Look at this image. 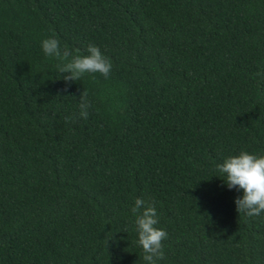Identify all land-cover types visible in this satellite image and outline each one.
<instances>
[{"label":"trees","instance_id":"trees-1","mask_svg":"<svg viewBox=\"0 0 264 264\" xmlns=\"http://www.w3.org/2000/svg\"><path fill=\"white\" fill-rule=\"evenodd\" d=\"M48 37L110 75L66 83ZM241 150L264 155V0H0V264H146L136 198L157 264H264V213L215 176Z\"/></svg>","mask_w":264,"mask_h":264},{"label":"clouds","instance_id":"clouds-1","mask_svg":"<svg viewBox=\"0 0 264 264\" xmlns=\"http://www.w3.org/2000/svg\"><path fill=\"white\" fill-rule=\"evenodd\" d=\"M41 48L46 57L58 61L56 67L60 74L67 73L62 77L66 83L79 81L86 73H99L104 78H108L111 73L110 59L94 44H88L87 54L81 55L79 49L75 53L67 46L61 49L58 39L48 37L41 41ZM90 108L88 92L83 90L79 95V111L65 116V122L74 123L76 119H87ZM216 171L220 175L215 176L222 178L228 189L242 191V195L234 200L238 214L257 217L264 213V155L241 150L216 164ZM130 212L135 217L138 234L136 243L142 249L143 260L146 264H157L165 258L163 241L168 238V233L157 227L159 217L155 201L136 198Z\"/></svg>","mask_w":264,"mask_h":264}]
</instances>
